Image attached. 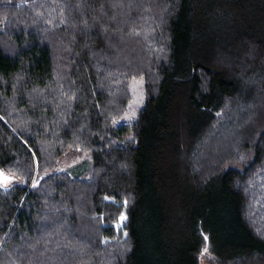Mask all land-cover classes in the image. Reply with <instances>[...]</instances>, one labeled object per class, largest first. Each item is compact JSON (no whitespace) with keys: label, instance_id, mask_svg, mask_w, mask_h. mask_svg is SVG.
I'll return each instance as SVG.
<instances>
[{"label":"trees","instance_id":"1","mask_svg":"<svg viewBox=\"0 0 264 264\" xmlns=\"http://www.w3.org/2000/svg\"><path fill=\"white\" fill-rule=\"evenodd\" d=\"M2 171L0 264H264V0H0Z\"/></svg>","mask_w":264,"mask_h":264},{"label":"rangeland","instance_id":"2","mask_svg":"<svg viewBox=\"0 0 264 264\" xmlns=\"http://www.w3.org/2000/svg\"><path fill=\"white\" fill-rule=\"evenodd\" d=\"M159 7L152 6L153 11H157L159 14L164 13V10H166L165 7L158 4ZM159 23L157 24L156 21ZM154 22V23H153ZM161 24L157 19L150 17V34L161 28ZM156 28V29H155ZM152 37L150 38V45L152 44ZM154 48V46L152 47ZM129 89L131 91V101L129 104V108L126 112V115L118 121V123L123 122H132L134 121L140 110L145 105L146 95H145V82L143 78L140 79H131L129 82ZM245 107L248 108V106L241 104V109L244 110ZM237 130V128H236ZM235 133L233 132L232 135L227 137L226 139H216L209 147L210 153L214 155L215 157H220L228 152V149L232 145V143L235 142ZM92 168H93V162L92 157L89 153L84 152L80 149H73L70 150L68 153H66L64 156H62L58 163L57 171L61 172H68L74 176L79 177H91L92 176ZM0 174H2L5 177H8L7 180L0 179V184L5 187H11L15 183H18L21 181L20 177L14 173H10L8 171H2ZM125 224V216H122L120 222L117 224L118 228H122ZM205 248L203 252L199 256V262L200 264H214L213 263V255L211 254L210 248L208 244H205Z\"/></svg>","mask_w":264,"mask_h":264},{"label":"snow or ice","instance_id":"3","mask_svg":"<svg viewBox=\"0 0 264 264\" xmlns=\"http://www.w3.org/2000/svg\"><path fill=\"white\" fill-rule=\"evenodd\" d=\"M0 179L7 180L8 177H5V176H3L2 174H0Z\"/></svg>","mask_w":264,"mask_h":264}]
</instances>
